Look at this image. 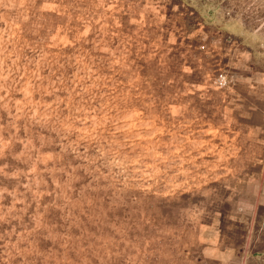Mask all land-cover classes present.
<instances>
[{"label": "rangeland", "instance_id": "374dc122", "mask_svg": "<svg viewBox=\"0 0 264 264\" xmlns=\"http://www.w3.org/2000/svg\"><path fill=\"white\" fill-rule=\"evenodd\" d=\"M0 264H264V0H0Z\"/></svg>", "mask_w": 264, "mask_h": 264}]
</instances>
